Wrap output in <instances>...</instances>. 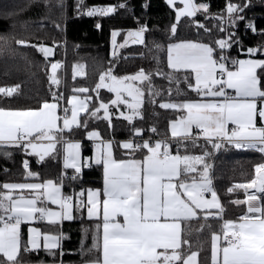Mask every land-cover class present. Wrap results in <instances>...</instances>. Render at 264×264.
Instances as JSON below:
<instances>
[{
  "label": "snow or ice",
  "instance_id": "1",
  "mask_svg": "<svg viewBox=\"0 0 264 264\" xmlns=\"http://www.w3.org/2000/svg\"><path fill=\"white\" fill-rule=\"evenodd\" d=\"M166 2L174 6L177 0ZM179 3L183 7L175 9L172 36L182 17H195L201 11L211 16L206 3L195 0H179ZM250 3L248 0L241 6L228 0L224 9L226 15L211 17L220 22L219 31L227 33L226 38L214 41L215 47L191 40L167 45V67L172 71L166 78L169 83H179L175 74L183 70V82L198 99L159 103L161 109L180 113L169 122L171 139L165 137L154 143L151 139L124 141L119 146L128 150L124 154L126 158L117 159L113 151L116 141L100 140L97 131L88 132L87 138L100 140V143L94 145L91 157H82L81 143L67 139L65 133L87 128L89 120L101 118L112 126L109 103L100 102L98 107L90 109L86 100L92 97L81 99L78 95L101 88L115 94V99L110 101L112 105L123 104L131 110L132 115L121 111L124 120L131 123L135 116L142 118L140 109L144 103L145 84L149 96L162 94L152 84L151 71L141 68L134 74L117 76L110 67L100 74L95 89L73 88L74 94L67 98L71 108L63 107V116L58 115V111L64 94L51 90V86L61 84L57 72L62 67L61 62L51 63L48 75L52 102L44 99L37 107H5V98L18 94L20 85L0 87V146L22 149L25 155L38 157V163L53 153L62 154L63 168L74 170L70 177L73 181L81 177L84 168L93 164L102 168L103 177L102 189H81L79 193L65 194L64 181L69 178L66 172L56 180L41 181L39 174L30 170L29 161L24 160L26 182L0 183V264H20L21 251L44 249L55 256L53 250L60 249L61 240L65 238L63 232L52 234L35 225L58 226L72 221L76 211L85 209L88 217L97 223L92 233V246L86 250L90 258L84 264H200L198 257L203 245L193 251L185 238V229L193 220L203 221L198 231L207 229L210 232V264H264V58H256L257 54L264 56V45L247 48L244 53L247 59L226 54L233 44L242 48L240 39L235 32H229L228 27L235 28L237 21L245 19L240 13ZM82 5L83 0H78V9ZM118 7L124 8L126 4ZM116 8L93 7L82 14L106 17ZM96 27L100 29L102 25L97 23ZM197 27L210 31L203 24L198 23ZM245 27L254 33L257 31L251 22ZM146 31V25H142L137 31L128 32L123 44L117 42L121 33L112 31L113 55H117V48L127 46L130 38L132 43L144 44ZM15 43L28 46L24 39H16ZM30 46L43 53L45 59L53 53V48L43 44ZM156 48L162 46L157 44ZM84 67L73 66V79L83 74ZM155 72L165 75L159 67ZM177 92L184 95L179 89ZM151 102L155 104L156 100ZM101 110L103 117L99 115ZM81 113L87 118H81ZM150 131L157 130L152 127ZM140 135L141 130L134 129V136ZM200 140L205 144H199ZM173 142L177 146L175 154L170 150ZM189 145L200 147L202 153L189 154ZM226 146L261 155L260 161L253 165L251 179L227 189L228 193L237 189L244 191L243 200L230 201L236 206H246L236 219L225 218L226 209L210 175L213 165L209 159ZM30 179L38 182H27ZM206 194H210V199ZM210 219L219 222L216 228L208 222ZM25 225L26 241L22 229ZM184 246H188L187 250Z\"/></svg>",
  "mask_w": 264,
  "mask_h": 264
},
{
  "label": "trees",
  "instance_id": "2",
  "mask_svg": "<svg viewBox=\"0 0 264 264\" xmlns=\"http://www.w3.org/2000/svg\"><path fill=\"white\" fill-rule=\"evenodd\" d=\"M195 2L208 4L211 16L201 11L195 17H182L175 36H172L171 25L176 22L175 11L164 0H83L80 9L77 7L78 0H0V87L20 85L19 93L12 98H5L3 106L28 108L37 107L44 99L52 101L48 81V75L51 74L50 61H59L62 64L57 70L61 84L58 87L51 86V90L64 94V105H67V98L74 94L73 88L95 89L100 74L110 67L117 76L131 75L143 68L153 73L152 84L160 89L162 94L158 97L145 94L140 109L142 118L137 116L130 123L123 117L113 116L111 127L109 121L102 118L89 120L87 128L75 129L72 133H65V136L70 140H79L82 154L88 156L91 147L86 135L90 131L97 130L101 138L116 141L113 145L116 158L125 156L127 150L119 146V141L135 137L134 129H140V136L147 137L149 130L155 127L157 131L152 135L170 136L168 124L180 113L174 109H161L159 103L181 102L198 97L183 82L185 75L183 70L175 74L179 83L176 81L169 83L166 78V74L172 71L167 67V45L178 40H193L215 47L216 39L227 37V33L219 31L220 22L211 17L217 14L226 15L224 9L228 0H195ZM232 2L243 6L248 0H232ZM122 3L126 4V7L119 8L118 5ZM97 6H117V8L114 13L106 17H89L82 14L88 8ZM240 15L245 19L237 21L235 28L228 27V31L236 33L242 48L241 45L233 44L226 53L230 57L239 59L247 57L244 54L247 48L264 45V0H251L250 5L244 8ZM248 22L255 25L257 29L255 33L245 27ZM97 23L102 25L100 29H97ZM198 23L205 25L210 31L206 32L204 28L197 27ZM140 25L147 27L144 33L145 43L131 42L124 48H118L117 55L114 56L112 31L119 33L137 31ZM16 39L26 40L28 46L17 45ZM40 44L53 48L51 57L45 59L43 53L30 46ZM157 44L162 48L157 49ZM258 56L260 55L257 54ZM74 65L85 66L83 74L77 75L75 79H73ZM157 67L165 75L156 74ZM178 89L184 95H179ZM78 95L84 98L92 97L86 100L90 109L96 108L98 102L109 103L110 107V101L114 99V93L104 88ZM97 96L99 99H96ZM153 99L156 100L155 104L151 102ZM121 107L124 111V106ZM102 114L101 110L99 115L103 117ZM81 118L86 119V114L82 113ZM198 143L205 144L203 140ZM205 146L211 148L210 145ZM188 152L192 155L194 153L200 155L202 149L189 145ZM260 159L261 155L255 151L237 150L231 146L215 152L209 159L213 165L211 171L213 186L226 209L224 213L226 219H236L245 210L243 205L236 206L230 203L231 200L244 196L243 189H237L233 193H228L227 189L236 183L250 180L253 165ZM24 160L29 161L30 170L38 173L41 181L56 180L61 172H73L71 169L63 168L61 154L53 153L42 163H38V157L25 155L22 149L0 146V183L24 182L25 170L22 166ZM101 184L102 168L93 164L90 168L83 169L79 179L74 181L70 178L66 179L63 191L65 194L79 193L81 189L100 188ZM74 216L72 221H64L58 226L44 223L37 225L50 233L63 232L65 238L61 240L60 249L53 250L56 252L55 256L49 255L44 249L33 252L21 251L20 263L84 264L85 260L90 258L86 250L92 246V233L97 221L86 215V209L76 211ZM208 222L213 228L219 223L215 219H210ZM201 223L202 220L191 221L185 229V238L190 241L193 251L203 245L198 260L200 264H210V232L207 229L198 231ZM22 229L23 239L26 241V225L22 226ZM184 247L187 250L188 246Z\"/></svg>",
  "mask_w": 264,
  "mask_h": 264
},
{
  "label": "crops",
  "instance_id": "3",
  "mask_svg": "<svg viewBox=\"0 0 264 264\" xmlns=\"http://www.w3.org/2000/svg\"><path fill=\"white\" fill-rule=\"evenodd\" d=\"M175 5H178V7L176 6L175 8H180L181 7V3H175ZM179 41H181V40H178V41H175V42H179ZM191 41H193V40H191ZM175 42H172V43H175ZM193 42H197V41H193ZM204 43V42H203ZM247 58H249L248 56L247 57H245V58H240V59H247ZM256 58H258V57H256ZM166 59H167V57H166ZM229 91H231V90H229ZM80 96V95H79ZM80 98L82 99V98H84V97H82V96H80ZM49 102H52V101H49ZM66 103H67V101H66ZM87 103V102H86ZM124 106V113L125 112H129L130 110L125 106V105H123ZM68 107L70 108V106L68 105ZM58 115H60L59 114V111H58ZM69 115H70V112H69ZM173 120H175V119H173ZM173 120H171V121H173ZM168 130H169V135L171 136V132H170V127H169V124H168ZM93 131H97V130H93ZM98 132V131H97ZM87 136V135H86ZM86 140L89 142V144H90V147H91V153H90V155H83L82 154V151H81V155H82V157H85V158H87V157H91L92 155H93V152H94V145L95 144H99L100 143V140H103V141H111V140H108V139H103V138H101L100 137V140H96V141H92V140H89L88 138H86ZM76 142H80L79 140H75ZM120 143H122V141H119ZM102 147V146H101ZM123 149V148H122ZM125 150V149H124ZM190 154V153H189ZM61 156H62V165H63V155L61 154ZM137 156H138V158H139V154H137ZM123 158H126L125 156L124 157H122V158H117V159H123ZM199 167V166H198ZM71 170H73V169H71ZM74 171V170H73ZM211 171H212V169H211ZM210 175H211V173H210ZM23 182V181H22ZM24 182H26V181H24ZM27 182H38V181H35V180H31V181H27ZM103 188V177H102V184H101V187L100 188H94V189H102ZM207 196H208V198L210 199V194H206ZM245 198V196H243V197H241V198H236V199H241V200H243ZM85 200H86V195H85ZM235 200V199H234ZM51 207H53V208H55L56 206H54V205H52ZM243 207H244V209H246V206L245 205H243ZM213 211H215V210H213ZM86 215H87V211H86ZM88 216V215H87ZM35 226H37V225H35ZM26 232H27V226H26ZM52 234H54V233H52ZM20 264H27V263H20ZM34 264H53V263H34Z\"/></svg>",
  "mask_w": 264,
  "mask_h": 264
},
{
  "label": "rangeland",
  "instance_id": "4",
  "mask_svg": "<svg viewBox=\"0 0 264 264\" xmlns=\"http://www.w3.org/2000/svg\"><path fill=\"white\" fill-rule=\"evenodd\" d=\"M177 7H178V5H176ZM175 6V7H176ZM97 7H102V6H97ZM140 27H141V25H140ZM129 31H126L125 33H123V32H121L122 34H121V36L119 35V39H117V42H118V44H123L124 43V41H125V38H126V36H127V33H128ZM118 38V37H117ZM112 41V40H111ZM132 42V39L130 38L129 40H128V44L129 43H131ZM44 46H46V45H44ZM47 47H50V46H47ZM50 48H52V47H50ZM118 49V48H117ZM116 49V50H117ZM115 50V51H116ZM114 51V49H113V45H112V52ZM53 54V53H52ZM49 57H51V55L49 56ZM55 62H57V61H50V69H51V63H55ZM105 72H107V71H105ZM100 79V78H99ZM98 82H99V80H98ZM97 82V83H98ZM106 82H110V81H107L106 80ZM102 89V88H101ZM105 89V88H104ZM107 90V89H106ZM145 94H148L147 93V87H146V84H145ZM82 99H84V98H82ZM114 99H115V94H114ZM130 99V98H129ZM87 102V101H86ZM88 104V103H87ZM99 104H100V102H98L97 103V106L96 107H98L99 106ZM68 105V104H67ZM70 106V105H69ZM121 106H123V104H120V105H112L111 104V106L109 107V109H110V117L112 118L113 116H120V117H122L121 115H120V113H121V111L122 112H124L123 111V108L121 107ZM70 108H71V106H70ZM113 110H112V109ZM122 108V109H121ZM130 110V109H129ZM103 111V110H102ZM114 112V113H113ZM82 114V113H81ZM115 114V115H114ZM125 115H132V112H131V110L127 113V112H125L124 113ZM102 116H103V114H102ZM135 117H137V116H135ZM134 117V118H135ZM61 126H62V122H61ZM72 141H75V140H72Z\"/></svg>",
  "mask_w": 264,
  "mask_h": 264
},
{
  "label": "built area",
  "instance_id": "5",
  "mask_svg": "<svg viewBox=\"0 0 264 264\" xmlns=\"http://www.w3.org/2000/svg\"><path fill=\"white\" fill-rule=\"evenodd\" d=\"M258 58H264V56H261L260 55V56H258ZM57 62H59V61H57ZM61 104L62 105H60V111H59V113H60L61 116H63L64 113L62 111V108L63 107H68V105H66V104L64 105L63 104V100L61 101ZM152 134H153V132H151L149 130V135L147 137H144V136H135V137L127 138V139H121L120 141L124 142V141L130 140V139H135L137 142H142L143 140H149V139H151L153 141V143H154L156 140L164 139L165 137L171 139V136H154ZM170 150L172 151L173 154L176 153L177 146H176L175 142H173V143L170 144ZM183 151L184 150L181 149V152L182 153H183ZM193 155H198V154L194 153ZM73 172L67 173V176L70 178L73 175ZM69 194H72V193H69Z\"/></svg>",
  "mask_w": 264,
  "mask_h": 264
},
{
  "label": "water",
  "instance_id": "6",
  "mask_svg": "<svg viewBox=\"0 0 264 264\" xmlns=\"http://www.w3.org/2000/svg\"><path fill=\"white\" fill-rule=\"evenodd\" d=\"M165 2H166V0H164ZM176 3H179V0H177V2ZM166 4L168 5V3L166 2ZM169 6V5H168ZM169 7H171V8H173L174 9V11H175V9H177V8H174V6H169ZM183 7V4L181 5V7L180 8H182ZM175 17H176V11H175ZM132 32H134V31H132Z\"/></svg>",
  "mask_w": 264,
  "mask_h": 264
}]
</instances>
